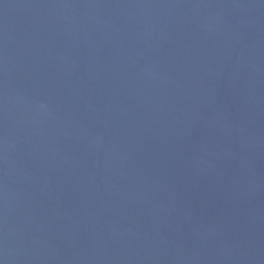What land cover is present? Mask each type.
<instances>
[{
  "label": "water",
  "instance_id": "water-1",
  "mask_svg": "<svg viewBox=\"0 0 264 264\" xmlns=\"http://www.w3.org/2000/svg\"><path fill=\"white\" fill-rule=\"evenodd\" d=\"M0 264H264V0H0Z\"/></svg>",
  "mask_w": 264,
  "mask_h": 264
}]
</instances>
